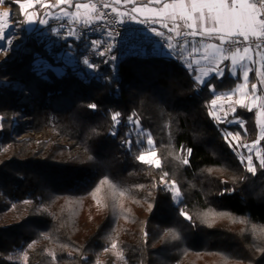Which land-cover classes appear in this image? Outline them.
Instances as JSON below:
<instances>
[{
	"label": "trees",
	"instance_id": "1",
	"mask_svg": "<svg viewBox=\"0 0 264 264\" xmlns=\"http://www.w3.org/2000/svg\"><path fill=\"white\" fill-rule=\"evenodd\" d=\"M23 1L4 0L11 21L20 22ZM38 40L26 45L62 74L36 72L31 55L0 67V78L23 84H0V214L13 213L0 227V264H17V250L25 264H110L112 242L126 264H264V167L249 172L222 137L256 141L255 109L236 106L217 125L210 115L213 92L232 91L239 76L199 84L194 69L156 54L127 55L117 68L91 59L89 69L83 39L51 52ZM69 44L74 66L52 57ZM18 113L25 119L13 126ZM132 120L152 137L159 168L137 159L146 137ZM26 132L46 138L13 136ZM165 181L176 184L177 204Z\"/></svg>",
	"mask_w": 264,
	"mask_h": 264
},
{
	"label": "snow or ice",
	"instance_id": "2",
	"mask_svg": "<svg viewBox=\"0 0 264 264\" xmlns=\"http://www.w3.org/2000/svg\"><path fill=\"white\" fill-rule=\"evenodd\" d=\"M16 2V0H13ZM114 4H127L133 2V0H112ZM155 4H162L161 8H135L133 7L130 11L120 12L117 8L112 7L111 11L115 13L116 19L111 23L123 24L129 21H135L136 23H143L144 20L139 18V14L149 12L154 14L152 23L159 20H171L172 27L169 28L167 23H162L161 27L168 30L170 33H174V37L177 38V44H179V37L181 35L186 36H201L203 38L215 39L219 41V44L209 43L207 50L210 52L205 55L204 59L208 61V67L202 71L204 77L209 74H214L218 78L223 77V69L220 67L224 61L231 62V72L233 75L236 74V68L240 67L243 69V80L244 83L239 85L234 92L227 94V100L232 101L233 96L236 93H242L243 98L237 99L234 103L239 104L241 107L248 108L252 111V107H249L245 100L252 96L253 104L259 111L257 115V123L261 127V132L264 133V93L257 95L260 91L256 83H251V90L245 91L248 88L249 73L254 71L252 67H246L245 62L255 64V57L260 55L261 65L260 69H255L256 76L260 81L261 86H264V0H169L167 3H162V0H152ZM4 0H0V4H3ZM36 3L43 4L45 8H55L60 5H67L69 8L75 7V12H69L61 8V12L64 17H72L76 22L82 23L86 27H91L93 23H103L106 20L107 14L101 12L96 3H75L73 0H56L55 4L44 3V0H24L19 3V8L22 15L26 18L23 20L25 24H47V19H34L36 13L29 14L27 10L34 7ZM109 3H103L102 7L108 8ZM83 10V11H81ZM135 13V15H134ZM11 18L9 11L0 13V41L6 39L5 28L8 27ZM59 18V17H57ZM148 17H145L147 20ZM184 28L188 31L181 33L180 29ZM151 32L157 37L164 38L165 34L158 29L152 28ZM78 29H70L68 32L69 36L77 37ZM59 34V33H57ZM109 38L113 36L112 32L108 33ZM78 38V37H77ZM173 37L169 36L166 38L169 49L173 47L171 41ZM8 44L12 43L11 39L7 40ZM243 44L244 47L239 45ZM227 45V47H225ZM91 46L94 50H97V54L100 56H108L109 59L115 60L116 57L111 55L112 45H107L103 51H99L101 45L99 41L93 40ZM253 54V58L250 59L249 53ZM83 63L89 69H95V65L91 63L87 58L84 59ZM199 63V61L197 62ZM191 67V65H189ZM196 82L199 84L205 83V80L201 76H196ZM212 91H215L213 88ZM224 99V97H217L212 100V105L217 104V100ZM89 108L95 110L96 104H90ZM233 111L235 109L233 108ZM211 114V113H210ZM120 113L115 112L111 114V120L113 127L119 124L118 117ZM3 118L0 117V120ZM136 123L135 120L130 121ZM241 126L243 122L241 121ZM113 134H115L113 132ZM231 135V134H229ZM238 138V137H235ZM260 139H264V135H261ZM146 142L148 145H153L154 141L150 135H147ZM258 142V141H257ZM125 143L131 147V142L126 140ZM189 154L191 150H188ZM179 158V157H178ZM137 159L145 164H154L155 167L159 168L160 161L156 158L155 151H148L147 154H140ZM187 164L188 161L185 159L182 161ZM248 171L255 172L256 168L252 164V157H247ZM260 166L264 167V157L260 158ZM165 176L167 173L164 174ZM104 183H107L105 181ZM167 183V181H165ZM173 187L175 184L173 182ZM99 191V189H97ZM176 197H179L180 193L177 189L175 192ZM181 215L185 220H192V217L186 213L181 212ZM118 246L116 242H112L110 249L105 251L117 250ZM118 259H123V253L120 251L114 252ZM53 260L55 256L53 255Z\"/></svg>",
	"mask_w": 264,
	"mask_h": 264
},
{
	"label": "rangeland",
	"instance_id": "3",
	"mask_svg": "<svg viewBox=\"0 0 264 264\" xmlns=\"http://www.w3.org/2000/svg\"><path fill=\"white\" fill-rule=\"evenodd\" d=\"M24 2V1H23ZM46 3V2H44ZM4 11H9L11 13V9L7 6H4L3 4H0V13H3ZM29 14L35 12L36 17L34 19H47L48 23L47 24H40V23H34V24H25L23 23V20L26 18L24 15H22V18L20 22H13L9 21L8 27L5 28V34H6V39L4 41H0V67H6L4 65L5 62H12L15 58L20 59V57L24 55H31L32 58V64L34 66V69L36 72L40 73L42 71H45L46 69H51L55 74L60 75L63 72L62 67L58 66H53L49 60L43 58L39 53L33 52L29 46L26 45V42L29 41L27 38L28 35L31 32H36L38 35V41L36 43H43L45 46V49L47 52H51L53 48L58 47V45L61 42H64L65 40L71 39V40H76L78 39L77 37L69 36L68 32L69 30L65 29H60L59 27H56L52 25V23L56 20H62V19H57L51 14L54 12L48 11L47 8L43 7V4L38 5L36 3L34 7L29 8L27 10ZM59 33V34H57ZM71 37V38H70ZM11 39L12 43L8 44L7 40ZM150 52L152 54L151 48L149 47ZM71 50H70V44L67 45V47H64L61 51H59L57 54L52 53V57L55 61L61 62L64 65L68 66H74L75 61L74 58L71 57ZM0 84L2 85H10L15 91H21L23 88V84L18 80V79H5V78H0ZM239 85H237L238 87ZM236 87V88H237ZM246 91V89H245ZM228 94V93H227ZM227 94H222V93H217L213 92L214 98L217 99V97H224V99H219L217 100V104L215 106L210 105V115L215 122V124L219 123H230V116L233 114V108L235 109V105L233 104L232 101L227 100ZM239 96H242V93H238ZM24 114L18 113L15 116L12 117V123L13 126H17L20 123L24 121ZM256 119V127H257V140L252 142V143H241L239 141V138L237 135L232 134L230 131L224 130L222 132V137L224 141L226 142L228 148L234 153L236 158L244 164V166L248 169V162H247V157L251 156L252 157V164L255 165L256 162H260L261 158V148L259 144V138L263 134L261 132V127L257 123V115H255ZM235 122L239 123L238 120ZM130 125L134 127V132L138 134H142L145 137L149 135L147 131L141 130L139 125L136 123H131ZM231 134V135H229ZM14 137L17 139H26L29 138L30 136L33 137L36 141L44 139L45 136L43 135H38L33 132H26L20 136L18 134H14ZM47 140V139H46ZM57 140H59L57 138ZM60 141V142H59ZM58 142L60 144L63 143L61 140ZM258 141V142H257ZM148 151H155L156 153V148L153 145H148L146 142V149L144 150L143 154H147ZM156 158H158L157 153H156ZM160 161V160H159ZM152 165L155 167L154 164H148ZM165 186L171 191L173 201L175 204H177L181 197H176L175 192L178 189L176 184L175 187H173V183H165ZM12 208L10 210L5 211V213L0 214V227H3L12 217ZM143 241L147 240V235L143 233L142 235ZM110 249V247L108 248ZM118 250V249H117ZM117 250H111V251H106V253L112 258L110 264H126V261L123 257V259H118L117 256L114 254ZM25 253L22 250H17L13 255H12V261L17 263V264H25ZM100 264H107L106 257H103L100 259Z\"/></svg>",
	"mask_w": 264,
	"mask_h": 264
},
{
	"label": "built area",
	"instance_id": "4",
	"mask_svg": "<svg viewBox=\"0 0 264 264\" xmlns=\"http://www.w3.org/2000/svg\"><path fill=\"white\" fill-rule=\"evenodd\" d=\"M47 0H44L46 2ZM87 3H96L99 10L107 14L106 20L103 23H93L91 27H86L80 22L68 21V20H56L52 25L59 27L60 29L70 30L78 29L77 37L78 39H83V51L84 56L88 60L91 59H101L104 62H111V64L117 68L120 62L127 55H150L149 41L152 36L151 29L153 28L152 24L149 22L136 23L135 21L120 23H111L116 19L115 13L111 11V8L114 7L110 5L108 8L102 7L103 3L108 0H86ZM74 2V0H73ZM41 5V3H38ZM112 32L113 36L109 38L108 33ZM164 38L160 37V43L166 45V38L172 36V43L176 46H180L184 42H193V38L181 35L179 39V44H177V38L174 37L170 32L164 31ZM38 35L36 32H31L28 35L29 40L37 39ZM93 40L100 42L99 51H103L107 45H112L111 55L116 57L115 60H111L108 56H100L97 54V50H94L91 46ZM244 47L243 44L239 45ZM227 47V45H225ZM74 56V53H71V57Z\"/></svg>",
	"mask_w": 264,
	"mask_h": 264
},
{
	"label": "crops",
	"instance_id": "5",
	"mask_svg": "<svg viewBox=\"0 0 264 264\" xmlns=\"http://www.w3.org/2000/svg\"><path fill=\"white\" fill-rule=\"evenodd\" d=\"M56 0H47L46 3L48 4H55ZM169 0H162V3H167ZM75 3H87L86 0H74L73 5ZM108 3L110 5H113L115 8H117L120 12H126L130 11L133 7L135 8H161L162 4H155L152 2V0H133L131 3H121V4H114L112 0H108ZM61 8L65 9L66 11L69 12H75L76 9L75 7L69 8L67 5H60L55 8H47L48 11L54 10V12L51 14V16L57 18V19H62V20H68V21H75L74 18L72 17H64L63 13L61 12ZM83 11V10H81ZM135 15V13H134ZM145 17H148L147 20H145ZM139 18L141 20H144L145 22H149L152 24L153 28L158 29L161 32L168 31L167 29L161 27L162 23H167L169 28L172 27V22L171 20L165 19V20H159L156 19L155 23H152V19L154 18L153 13L149 12H144L139 14ZM181 33L188 31L187 29L181 28L180 29ZM174 35V33H171ZM193 42H184L180 46H176L174 43H172L173 47L169 49L168 43L166 45H162L160 43V37L155 36L154 33H152L151 39L149 41V47L151 48L152 54L156 55H161V56H167V57H174L177 61L181 62L185 67L189 69H194L197 72V76H201L202 79L205 81L208 80L210 77L215 76L214 74H209L207 77H204L202 74V71L205 70L208 67V61L204 59L205 55H207L210 50H207V45L209 43H214V44H219L218 40L215 39H208V38H203L201 36H196L192 37ZM71 38V37H70ZM250 59L253 58V54L250 52L249 54ZM256 63L253 65L250 62H245L246 67H252L254 71L249 73V81L250 83L248 84V88L246 91L249 90V86L251 88V83H256L258 86V89L260 90L257 95H260L264 93V86H261L259 79L256 76L255 69H260L262 67L261 65V57L260 55H257L255 57ZM199 61V63H197ZM191 65V67H189ZM220 67L223 69V72L227 71L230 76L236 77L239 76L240 82L237 85H241L244 83L243 80V69L240 67L236 68V74L233 75L231 72V62L230 61H224L223 64L220 65ZM196 80V77H195ZM236 85V87H237ZM236 87L231 91L234 92L236 90ZM229 93V92H227ZM223 93V94H227ZM243 97L239 96L238 93H236L235 96H233V104L236 106H240L237 103H234L237 99H242ZM253 99L254 97L249 96L246 100L245 103L249 106L252 107V109H255V115L259 111L258 108H256L253 104ZM245 108V107H244ZM248 109V108H246ZM263 135V134H262ZM260 140V138H259Z\"/></svg>",
	"mask_w": 264,
	"mask_h": 264
}]
</instances>
